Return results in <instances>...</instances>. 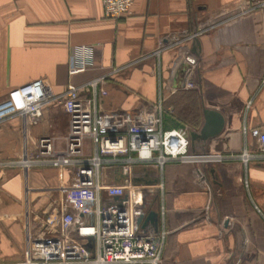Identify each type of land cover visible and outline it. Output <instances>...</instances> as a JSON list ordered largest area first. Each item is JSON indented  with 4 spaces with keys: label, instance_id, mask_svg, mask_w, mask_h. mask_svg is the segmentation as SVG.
<instances>
[{
    "label": "crops",
    "instance_id": "1",
    "mask_svg": "<svg viewBox=\"0 0 264 264\" xmlns=\"http://www.w3.org/2000/svg\"><path fill=\"white\" fill-rule=\"evenodd\" d=\"M261 1L134 0L129 15L113 19L104 16L101 0H0V101L40 78L61 94L69 83L107 75L98 101L107 133L151 121L161 98L163 128L192 125L193 152L239 153L243 126L264 130V8L242 13ZM194 32L196 38L185 39ZM78 46L85 48L87 68L69 75ZM158 47L159 55H151ZM190 51L196 63L187 81L193 86L182 88L181 67ZM206 109L223 119L220 131L207 138L200 136ZM67 130L58 102L43 108L37 124L10 116L0 124V162L30 157L43 136L63 148ZM247 141L255 150L256 140ZM73 171L44 164L0 167L1 262L21 261L29 239L45 231V210L65 203ZM245 173L248 190L238 160L169 161L160 172L135 164L126 177L115 163L103 167L101 181L131 186L123 198L102 191L100 199L106 205L129 199L140 231L166 232L160 264H264V162H249ZM91 220L71 231L89 247L95 240Z\"/></svg>",
    "mask_w": 264,
    "mask_h": 264
},
{
    "label": "built area",
    "instance_id": "2",
    "mask_svg": "<svg viewBox=\"0 0 264 264\" xmlns=\"http://www.w3.org/2000/svg\"><path fill=\"white\" fill-rule=\"evenodd\" d=\"M134 0H101L103 14L107 18L119 19L131 13ZM264 8V0L253 4ZM198 32L185 39L196 38ZM172 42V41H171ZM158 47L151 55H159ZM196 63L192 51L181 67L180 86L192 87L187 81ZM85 48L78 46L72 58L68 73L73 75L86 70ZM122 69L116 68L113 71ZM107 75L93 78L81 85L67 84L63 93L54 94L42 78L8 91L0 101V124L8 117L19 115L31 124H37L45 106L58 102L68 117V130L63 148H56L53 137L38 139L37 150L28 158L0 162V167L20 165L23 168L38 164L59 165L72 168L73 180L63 205L51 204L45 210V231L29 239V250L21 261L0 264H160L165 245L166 232L155 234L140 231L134 223V209L129 199L117 204L101 202L102 191L111 198H123L130 182L122 184L104 183L101 172L106 165L119 163L126 176L133 165L150 164L159 172L169 161L182 163L216 164L238 160L244 169L243 185L248 190L246 168L251 161L264 162V130L260 127H242L244 145L239 153L193 152L187 125L165 129L162 126V100L154 104L155 117L151 121L128 123L115 134L105 129V119L98 112L99 97L106 94L104 84ZM250 102L247 103V106ZM252 137L257 142L255 150L247 141ZM86 140L90 146H86ZM155 186L163 189L161 182ZM257 209L256 206H254ZM258 210V209H257ZM94 227L95 240L92 246L80 243L71 233L85 226L87 219Z\"/></svg>",
    "mask_w": 264,
    "mask_h": 264
},
{
    "label": "water",
    "instance_id": "3",
    "mask_svg": "<svg viewBox=\"0 0 264 264\" xmlns=\"http://www.w3.org/2000/svg\"><path fill=\"white\" fill-rule=\"evenodd\" d=\"M195 42H196L195 49H197L198 41L196 40ZM204 117H205V122L200 130V136L207 138L216 135L220 131L223 125V119L221 115L215 110L206 109L204 110ZM191 135L195 136L194 133H192Z\"/></svg>",
    "mask_w": 264,
    "mask_h": 264
},
{
    "label": "trees",
    "instance_id": "4",
    "mask_svg": "<svg viewBox=\"0 0 264 264\" xmlns=\"http://www.w3.org/2000/svg\"><path fill=\"white\" fill-rule=\"evenodd\" d=\"M193 126H194V125H193ZM195 126H196V123H195ZM189 127H190V128H193L192 125H191V126L189 125Z\"/></svg>",
    "mask_w": 264,
    "mask_h": 264
}]
</instances>
